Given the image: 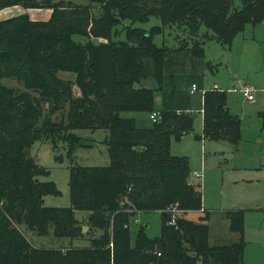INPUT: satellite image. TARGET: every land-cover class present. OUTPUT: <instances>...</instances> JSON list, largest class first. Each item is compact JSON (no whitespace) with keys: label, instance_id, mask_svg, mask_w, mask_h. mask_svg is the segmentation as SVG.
Instances as JSON below:
<instances>
[{"label":"trees","instance_id":"16d2710c","mask_svg":"<svg viewBox=\"0 0 264 264\" xmlns=\"http://www.w3.org/2000/svg\"><path fill=\"white\" fill-rule=\"evenodd\" d=\"M15 4L49 15L0 20V264H244L243 209L222 211L238 239L210 244L209 211L198 221L185 216L202 208V194L187 156L172 154L170 143L192 131L198 111L202 133L196 138L236 147L240 118L229 111L225 90L202 89L196 100L202 74L183 71L186 59L212 70L205 40L229 48L246 23L264 20V0H0V9ZM150 16L160 24H130L123 38L112 36L123 20ZM172 26L181 35L177 45L157 44L154 36ZM148 77L155 86L138 84ZM154 90L161 93L157 109ZM57 111L61 118L54 120ZM121 111H158L159 117L138 126ZM258 115L264 130V110ZM76 128L107 130L109 163L71 166L70 205L46 206L43 195L59 190L37 178L47 169L29 147L43 140L55 151L65 142L71 154L84 145ZM171 206L179 210L175 224L168 223ZM76 211L87 213L80 218ZM138 211L161 213L158 235L148 236L140 225L132 237L129 222ZM20 226L71 240L66 247L35 246ZM74 238L89 243L74 245Z\"/></svg>","mask_w":264,"mask_h":264},{"label":"rangeland","instance_id":"374dc122","mask_svg":"<svg viewBox=\"0 0 264 264\" xmlns=\"http://www.w3.org/2000/svg\"><path fill=\"white\" fill-rule=\"evenodd\" d=\"M57 1V0H53ZM74 3H86V0H71ZM30 13L34 18H46L48 9L25 8L20 4L0 9V20L20 13ZM150 26L160 24V19L150 16L145 22H130L125 19L114 27L112 36L123 38L127 25ZM264 23H246L242 31L234 38L229 48L214 39L205 40L204 60H208L212 70L200 65L194 67L192 61L186 59L183 72L201 73L198 90L194 93L196 100L202 89L212 88L225 90L227 106L231 113L240 118L241 138L236 147L227 140L212 138H196L202 133V114L196 111L193 118L192 131L179 139H171L170 152L185 155L189 160L191 181L200 185L202 206L209 211L210 244H228L238 239L239 233L229 229V220L222 210L238 207L243 209V237L246 241L243 253L244 264H264V130L258 113L264 110ZM180 32L166 27L154 36L157 44L177 45ZM203 60V59H202ZM203 60V62H204ZM2 83L9 86H20L11 78H2ZM145 86H155L153 78L142 79ZM250 89L252 99H247L242 89ZM161 104V93L154 90V107ZM121 116L134 117L136 125H151L149 113L144 111H121ZM61 111H57L52 119L59 120ZM81 137L84 145H75L71 154L66 152V143L59 142L53 151L48 141L36 140L29 147V154L45 167V174L37 175L39 180L53 181L59 190L58 194H44L46 206L70 205L69 175L71 166L107 165L109 155L104 138L107 130L103 128H76L73 130ZM60 155V159L55 158ZM196 172L199 175H196ZM86 211H76V217L82 218ZM202 210H190L186 217L198 221ZM161 213L159 211H138L129 222L133 237L140 225H146L148 236L160 233ZM88 227L84 229L87 230ZM20 229L35 246L57 247L69 244L71 239L56 237L52 233L38 235L24 226ZM88 239L74 238V245H88ZM196 264H202L198 259Z\"/></svg>","mask_w":264,"mask_h":264},{"label":"built area","instance_id":"2783aa9c","mask_svg":"<svg viewBox=\"0 0 264 264\" xmlns=\"http://www.w3.org/2000/svg\"><path fill=\"white\" fill-rule=\"evenodd\" d=\"M214 88H217L216 85L213 86ZM196 90V85L192 84L190 87V92H194ZM243 94L247 99H251L252 98V94L250 93V89L248 88H243ZM159 117V112L158 111H153L149 114V118L152 121H155L157 118ZM196 175L198 176L199 173L196 172ZM170 218L168 220V223L170 224H175L176 221V216L179 213V210L177 208H175L174 206H171L170 208Z\"/></svg>","mask_w":264,"mask_h":264},{"label":"crops","instance_id":"0c3cea01","mask_svg":"<svg viewBox=\"0 0 264 264\" xmlns=\"http://www.w3.org/2000/svg\"><path fill=\"white\" fill-rule=\"evenodd\" d=\"M264 23V20H262L261 21V24H263ZM237 35V34H236ZM264 36V35H263ZM235 38V37H234ZM234 40V39H233ZM232 43H233V41H232ZM242 93H243V89H242ZM244 95V94H243ZM252 99V98H251ZM251 99H249V100H251ZM261 128V127H260ZM235 208H238V207H234V208H232V209H235ZM203 209H205V208H203V206H202V208L200 209V210H203ZM205 210H207V209H205ZM224 210H226V209H224ZM223 211V210H222ZM69 243H70V241H69ZM68 245V244H67ZM67 245H64V246H61V247H66Z\"/></svg>","mask_w":264,"mask_h":264},{"label":"water","instance_id":"95a60500","mask_svg":"<svg viewBox=\"0 0 264 264\" xmlns=\"http://www.w3.org/2000/svg\"><path fill=\"white\" fill-rule=\"evenodd\" d=\"M86 227H87L86 225H83V226H82V230L84 231V229H85Z\"/></svg>","mask_w":264,"mask_h":264}]
</instances>
